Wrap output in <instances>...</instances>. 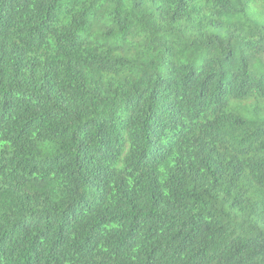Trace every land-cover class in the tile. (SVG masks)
I'll use <instances>...</instances> for the list:
<instances>
[{"label":"trees","instance_id":"1","mask_svg":"<svg viewBox=\"0 0 264 264\" xmlns=\"http://www.w3.org/2000/svg\"><path fill=\"white\" fill-rule=\"evenodd\" d=\"M0 264H264V0H0Z\"/></svg>","mask_w":264,"mask_h":264}]
</instances>
